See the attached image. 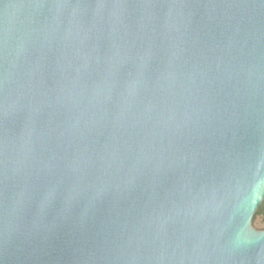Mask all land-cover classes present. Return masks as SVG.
Returning <instances> with one entry per match:
<instances>
[{
  "label": "water",
  "instance_id": "95a60500",
  "mask_svg": "<svg viewBox=\"0 0 264 264\" xmlns=\"http://www.w3.org/2000/svg\"><path fill=\"white\" fill-rule=\"evenodd\" d=\"M264 0H0V264H264Z\"/></svg>",
  "mask_w": 264,
  "mask_h": 264
},
{
  "label": "trees",
  "instance_id": "16d2710c",
  "mask_svg": "<svg viewBox=\"0 0 264 264\" xmlns=\"http://www.w3.org/2000/svg\"><path fill=\"white\" fill-rule=\"evenodd\" d=\"M252 226L257 230L264 229V201L261 206L258 208L255 216L252 219Z\"/></svg>",
  "mask_w": 264,
  "mask_h": 264
}]
</instances>
